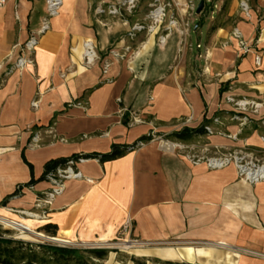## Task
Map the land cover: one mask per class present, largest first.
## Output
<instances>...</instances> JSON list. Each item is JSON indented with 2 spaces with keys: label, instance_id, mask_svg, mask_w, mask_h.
Wrapping results in <instances>:
<instances>
[{
  "label": "crops",
  "instance_id": "obj_1",
  "mask_svg": "<svg viewBox=\"0 0 264 264\" xmlns=\"http://www.w3.org/2000/svg\"><path fill=\"white\" fill-rule=\"evenodd\" d=\"M119 1L63 0L45 32L46 0H8L0 7V203L32 174L40 178L48 161L108 153L114 144L152 134V141L117 160L78 163L82 184L74 190L64 185L48 205L40 200L38 207L47 211L38 228L55 224L57 237L70 244L113 243L131 219L134 230L127 239L151 246L135 251L126 264H136L138 256L148 264H264V181L241 179L234 164L221 169L195 164L178 151L181 144L163 141L205 118L219 119L226 109L223 83L230 81L235 95L264 107V0H250L253 24L242 18L238 0H216L224 18L212 34L210 24L204 44L198 35L196 48L191 34L200 30L202 12L183 16L191 26L186 43L173 28L162 45L167 23L151 35H130L134 24L145 21L148 2L140 0L128 23L99 15V7ZM236 28L247 53L230 41ZM32 36L38 44L30 53L25 44ZM87 42L99 57L92 66L85 60ZM126 48H139V55L133 58ZM112 49L124 57L114 59L106 74ZM24 56L35 64L18 68ZM261 106L251 115L259 129L250 128L244 140L264 150L250 143L255 137L264 143ZM128 114L131 120H125ZM42 184L32 191L53 188ZM32 191L25 188L23 195Z\"/></svg>",
  "mask_w": 264,
  "mask_h": 264
},
{
  "label": "rangeland",
  "instance_id": "obj_2",
  "mask_svg": "<svg viewBox=\"0 0 264 264\" xmlns=\"http://www.w3.org/2000/svg\"><path fill=\"white\" fill-rule=\"evenodd\" d=\"M150 0H142V4L145 2L149 3ZM216 6V7H214ZM146 8L145 5H143ZM149 11V7H148ZM204 11V12H203ZM202 13L204 15H200V18H203V23L198 32L193 30L191 34V41L196 48V44L200 41L204 44L207 39V33L209 30V34H212L216 29H212L213 27H217L218 23L224 18L221 16L223 14V7L221 8L218 3H214L209 7H205ZM214 11L212 15L211 12ZM201 13V14H202ZM134 14V13H133ZM132 14V15H133ZM208 15L209 17H206ZM205 16V17H204ZM130 17V15L128 16ZM127 17V19H128ZM215 17V18H214ZM199 22V21H198ZM197 22V23H198ZM167 23V22H165ZM199 35V36H198ZM221 97H223V105L226 109L220 110L219 117L220 124L217 127L212 126V130L214 134H209L207 137L197 138L189 144H181L179 145V152L185 156H196L200 158H211L215 156H219L221 154L234 153L240 150H248L254 151L255 155L258 158H264V150H262V146H248L244 139L241 138L245 133L249 132L250 128L254 127V123L252 122L251 115L257 114L258 108L256 107L257 102L251 99L238 97L235 95V84H231V82L223 83L220 88ZM230 95L234 101H229L226 96ZM240 102H247L248 104L242 106L239 105ZM254 102V103H253ZM260 104V103H258ZM223 107V108H224ZM229 109V110H228ZM232 109V110H231ZM236 116V117H234ZM229 129V127H231ZM249 128V129H248ZM261 136V135H260ZM212 137H219L222 140H226L228 145L226 146H211ZM233 138V139H232ZM163 141L170 143L172 145L176 144V141L168 140L167 138H163ZM214 144V143H213ZM215 145V144H214ZM262 150V151H261ZM247 160H249L247 158ZM75 174H77V170L73 169ZM70 179H62L58 180L56 183L53 181L43 182L46 184L53 185V188H46L45 190L37 191L31 188L30 190L35 195V201L30 206L21 207V206H12L5 207V212L0 213V233L4 235L5 238L20 240L24 242H30L33 244H50L53 246L75 249L78 251L83 250H92V249H103L109 252V257L103 260L102 264H126L127 261L130 260L131 257L134 259L135 251H142L148 249L151 245L132 242L133 239H127L121 241V238L118 234V239L113 243H96V244H70L67 242H56L53 240H48V238H58L51 237L43 232H40L38 228V221L44 218V211H47V208L38 207L39 201H46L47 205L50 204L55 197L59 194L60 189L63 188L65 183ZM51 194H53L51 196ZM25 195L17 198L16 200L24 198ZM11 224H10V223ZM14 224V225H13ZM19 225L28 229V231L23 230ZM8 231V232H6ZM59 239V238H58ZM131 240V241H130ZM133 243V244H132ZM130 245V246H129ZM139 259L136 261V264H148L147 258L145 256H138Z\"/></svg>",
  "mask_w": 264,
  "mask_h": 264
},
{
  "label": "built area",
  "instance_id": "obj_3",
  "mask_svg": "<svg viewBox=\"0 0 264 264\" xmlns=\"http://www.w3.org/2000/svg\"><path fill=\"white\" fill-rule=\"evenodd\" d=\"M8 0H0V7L6 5ZM48 5V16L44 19L42 32H45L49 29V21L52 17L56 16L59 13V10L62 6L63 0H46ZM216 0H205V4H208L210 8L211 5H214ZM239 2V10L242 15V18L247 23L253 24L255 23L256 16L254 15L253 9L250 4V0H238ZM140 0H120L119 2L111 5H102L98 9L99 15L102 17H117L120 20H123L125 23H128L127 17L132 15L139 7ZM149 11L147 13V17L144 22L136 23L132 26L131 36L134 37L135 33L146 31L149 35L154 33V31L162 24L167 22L165 32L160 35L159 43L165 44L167 39L170 37L173 28H178L182 38L183 44L186 43L187 38L190 35L191 26L187 20L183 19V16L190 17L197 14L198 3L196 0H150ZM216 7V6H214ZM214 14V11L211 12ZM231 40H236L238 42L239 48L241 52L247 53L248 46L244 39L243 32L236 28L230 38ZM230 41H227L223 44V46H227L230 44ZM38 44V37L32 36L25 44V48L33 53L35 47ZM202 48L201 45H197V49L200 50ZM126 50L132 53V57H137L139 55V48L130 49L126 48ZM208 53V51H207ZM124 57V53H120L119 49H112L108 55V59L105 61V73L107 74L110 70L113 60L118 57ZM85 60L87 65H95L99 60L96 49L92 42L85 43ZM34 65L35 61L32 57H22L19 59L17 67L23 68L26 65ZM262 65L261 56H257L255 59V66L260 67ZM226 98L229 101H234L230 95H227ZM254 103V102H253ZM247 102H240L239 105H246ZM261 104H256V107L259 108ZM236 117V116H234ZM237 118V117H236ZM140 122V120H138ZM215 123H220L218 119L215 120ZM206 130L209 134H214L211 127H206ZM188 158L191 162L195 164H199L203 161L206 162L209 168L211 169H221L231 164H234L238 170L239 177L244 179L250 183H258L264 181V158H258L254 151H246L240 150L234 153L221 154L219 156L211 157V158H200L196 156H189ZM247 158L249 160H247ZM58 178L53 179L50 177L51 181L57 182L62 179H70L72 176H78L75 174L72 165L70 164L66 169L59 170ZM53 194H51L52 196ZM134 230V223L131 219H127L121 229L119 230V237L121 241L125 240V238L132 235ZM131 241V240H130ZM136 243L137 241H132ZM133 244V243H132ZM130 246V245H129Z\"/></svg>",
  "mask_w": 264,
  "mask_h": 264
},
{
  "label": "trees",
  "instance_id": "obj_4",
  "mask_svg": "<svg viewBox=\"0 0 264 264\" xmlns=\"http://www.w3.org/2000/svg\"><path fill=\"white\" fill-rule=\"evenodd\" d=\"M215 28L216 27H213L212 29L214 30ZM218 118L220 121L221 117ZM218 125L219 124L215 123L214 120L205 118L203 123L197 127H183L182 129L164 137L168 140L176 141L177 143L189 144L197 138L209 136L206 127H217ZM253 129L258 130L259 127L255 125ZM251 134L252 132L249 131L241 136V138L245 139ZM153 139L154 137L151 134L141 137L133 144H114L108 153L77 154L68 158L48 161L45 164L44 172L40 178L36 179L32 174L31 180L26 184L19 185L12 194L8 195L0 203V207H6L11 200L23 196V190L25 188L31 189L37 184L50 182V177L57 179L58 171L66 169L70 164L73 169L77 170L76 165L85 160H98L100 163L114 161ZM25 162L28 164L31 171H33L32 165L26 160ZM40 232L51 237H57L58 227L55 224H46L40 228ZM108 255L109 252L103 249L78 251L50 244H33L30 242L8 239L0 233V264H102L101 262L105 260Z\"/></svg>",
  "mask_w": 264,
  "mask_h": 264
},
{
  "label": "bare ground",
  "instance_id": "obj_5",
  "mask_svg": "<svg viewBox=\"0 0 264 264\" xmlns=\"http://www.w3.org/2000/svg\"><path fill=\"white\" fill-rule=\"evenodd\" d=\"M260 113H264V107L263 106H261V108H260ZM211 139H212V142L215 145H227V141L226 140H222L219 137H212ZM250 143L253 144V145H264L263 140L262 139H258L256 137L252 138L250 140ZM172 146L173 145L171 144V147ZM81 184H82V180L78 176L77 177L76 176H72V179L68 180L65 183V187L68 190H74L77 187H79ZM44 187H55V186L50 185V184H42V185H40V188H44ZM34 201H35V196L32 193H28L24 198L19 199V200H14L12 204L15 205V206L27 207V206H30L32 203H34Z\"/></svg>",
  "mask_w": 264,
  "mask_h": 264
},
{
  "label": "water",
  "instance_id": "obj_6",
  "mask_svg": "<svg viewBox=\"0 0 264 264\" xmlns=\"http://www.w3.org/2000/svg\"><path fill=\"white\" fill-rule=\"evenodd\" d=\"M204 6H205V1H204V0L200 1V3L198 4V8H197V14H200V13L203 11ZM131 119H132L131 114H128V115L126 116V118H125V120H131ZM19 227H21L23 230L28 231L27 228H25V227H23V226H21V225H19ZM48 240H53V241H56V242H63V241H61V240L58 239V238H52V239L48 238Z\"/></svg>",
  "mask_w": 264,
  "mask_h": 264
}]
</instances>
